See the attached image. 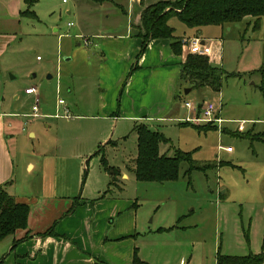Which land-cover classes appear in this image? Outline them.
Masks as SVG:
<instances>
[{
    "label": "rangeland",
    "instance_id": "1",
    "mask_svg": "<svg viewBox=\"0 0 264 264\" xmlns=\"http://www.w3.org/2000/svg\"><path fill=\"white\" fill-rule=\"evenodd\" d=\"M91 4L92 0H37L30 8L35 16H30L24 14L27 9L24 0H0V112L18 113L15 117H5V138L12 160L6 191L12 195L14 189L17 194H35L47 184H73L71 177L69 181L58 179L60 175L62 178L76 175L75 160L60 165L56 149L64 146L69 152L60 151V155L73 157L76 148L77 154L85 155L82 170L89 175V184L94 182L92 187H105L102 185L109 182L101 157L107 166L128 175L126 179L120 178L123 189L113 187L107 197L120 199L127 206L125 211L136 213L138 225L132 233L144 243L145 250L151 246L137 236L143 235V229L156 227L159 221L168 228L175 224L185 227L184 231L174 229L172 237H186L193 243L190 246L192 264H215L218 250L233 256L264 254V94L256 88L261 78L259 70L264 67V16L256 29L248 20L222 29L206 26L199 36L176 17L168 20L175 36L208 40L206 45L211 44L220 54L213 64L224 72L219 92L206 87L191 89L187 83L186 88L178 85V90L183 94V88L191 89L184 96L191 102L206 95L225 119L222 127L229 131L197 129L205 123L188 125L172 119L151 122L158 124L169 140L168 156L180 150L191 152L199 166L213 164L204 171L194 169L186 174L187 165L180 163L178 180L156 183L137 181L127 170L137 154L135 126L139 122L126 118L124 91L130 81L134 84L131 95L134 103H149L160 93L159 81L167 79L169 73H152L146 67L130 73L135 56L117 90L100 88L98 49L82 44L77 47V41L82 43L81 38L86 36L76 33L85 27L90 34H113L126 28L127 19L113 5L93 8L95 4ZM215 40H220L222 46H214ZM186 53L187 50L184 56ZM66 57L70 60L66 61ZM31 86L39 96L38 117L31 116L33 97L25 95ZM103 92H106V104H115L108 112L112 121L102 119L96 111ZM160 94L166 109L165 90ZM58 99H64L65 106L69 107V119H54ZM81 103L85 109L79 112L75 104ZM23 113L29 114L21 116ZM78 115L83 118L76 119ZM106 135V141L99 145L98 141ZM29 162L35 165L33 170H29ZM60 191L67 195L79 194L74 189ZM87 191L90 192V187ZM221 191L225 192L223 198L219 195ZM9 240L10 237L0 242V259ZM163 245L156 246L157 259ZM161 252L158 264H179L181 257Z\"/></svg>",
    "mask_w": 264,
    "mask_h": 264
},
{
    "label": "crops",
    "instance_id": "2",
    "mask_svg": "<svg viewBox=\"0 0 264 264\" xmlns=\"http://www.w3.org/2000/svg\"><path fill=\"white\" fill-rule=\"evenodd\" d=\"M159 1L165 0H127L125 3H120V1L117 0H92L91 5L95 4L92 6L93 8H103L105 5H113L117 9H121L120 12L127 19L126 28L123 31H118L113 34H90L88 30H85V27H80V32L76 33L89 38L90 44L86 47L95 46L98 49L97 53H99L100 57L98 70L101 74V78L98 79V86L100 88L103 86L105 91L111 90L112 92L119 88L125 71L128 69L130 62L138 54L141 47L142 41L137 36L141 12L145 7ZM123 4H125L126 7H124ZM106 17L108 16L106 15ZM203 28L205 27L196 31L190 30L196 34L195 36H199ZM219 28L222 29L221 27ZM90 36L96 37L91 38ZM95 39L96 43L94 42ZM207 41L204 42L206 43ZM215 41L214 46H222L220 40ZM81 44L84 46L83 42L80 43L78 40L76 45L79 47ZM147 47V53L142 55L139 59L141 66L139 67L138 65V69L146 67L149 68L152 73H160L162 71H167L169 73L167 79H163L158 83L159 92L161 93L162 90H165L166 96L168 97L167 108L165 109L162 106L160 93L158 95L156 94L149 103L135 104L131 97L134 84L129 81L124 91V94L126 93L125 109L128 111V116L126 118L129 120H136L139 123L147 125L152 130L162 133L161 127L151 122L172 119L182 124L185 122L183 121L184 118L193 115V113L187 111L183 105L186 101L184 96L189 94L190 91L187 94H184V92L182 94L181 91L178 90L180 64L184 60V55L183 57L174 55L170 48V41L167 39H153L148 43ZM37 58L38 56L36 59ZM65 60H70V58L66 57ZM133 64H131L130 68ZM210 64L213 65L214 63ZM115 67H118V73H115ZM138 69L136 68L135 70ZM136 74L137 73L132 76ZM110 77H113V80H109ZM48 78H51V76ZM111 84L114 86L112 87ZM108 86V89L105 88ZM182 86L186 88L184 84H182ZM32 87L34 86L30 88ZM184 88L183 90H185ZM105 94L106 92H103V95H101L100 103L96 105V111L97 114H100L99 117L102 119L112 121V116H110L108 112L115 107V104H106ZM25 95L33 97V95L29 93V89ZM207 99L209 98L205 95V97L199 101H195V103L200 105V103ZM65 105L64 101L62 108L61 106L57 108H59L60 111H63L64 107L68 109L69 107ZM135 105L139 106V108ZM84 107V103L75 104V108L79 112L83 111L85 109ZM181 108L185 111L181 112ZM144 111L146 114H143ZM27 114L29 113H23L21 116ZM17 115L18 113L6 114L0 112V185L5 181H9L12 174L10 170L12 160L8 152L7 139L5 138V132H7L5 117H15ZM216 115L218 118L222 119V122L220 124L210 123V125L224 132L229 131L222 127V123L225 119L221 118L219 109ZM60 118L61 117L54 116V119ZM82 118V115L76 117L78 120ZM114 118H116V116ZM239 122L244 123V121ZM204 125H207V123ZM7 126H10V124L8 123ZM107 137L108 135L104 136L98 141V144L102 145ZM167 145L168 144L160 145L161 154L167 155L169 147H167ZM74 150L75 152L71 155L73 157H65L61 156L59 152H69L67 148L61 146L56 149L58 155L57 160L60 162V165H65L69 163L68 161L75 160L74 162L77 165L76 175H66L64 178L60 175L58 179L59 181H69V177H71V179L74 180L73 184L68 185V183L58 182L55 184H47L45 188L39 189L35 194H17L14 189L13 196L16 201L26 203L30 207L27 227L26 229L17 230L14 236L10 237L9 242L4 248L5 255L0 259V264H132L135 248H137V254L142 264H158V260H161V250L171 254V256L181 257L179 264H184L186 263L185 261H187V264H192L190 246H193V243L189 242V239L186 237L179 239H174V237H172L174 229L178 230L180 228L183 229V231L185 229V227L177 224L169 227L171 228L170 230L160 231V229H168V227L160 225L161 223L158 221L156 227L143 229V235H138L137 237H140L141 241L151 246L148 251L145 250L143 248L145 246L144 243H140V241L135 239L133 236L134 233H132L136 230L138 225L136 213H132V211L129 210L125 211L127 206L122 204L120 199L107 197L108 192L104 193L105 190H107L104 188H108V183L102 185L105 187H92V183L94 182L89 184L90 177L87 172L85 173L82 170L85 167V157H83L85 155L82 156L77 154L79 151L76 148ZM27 166H29V170H33L35 167V165L30 162L27 163ZM132 168L133 163L131 166L129 165L127 170L131 171L133 174ZM120 178L126 179L128 175L120 173L116 188L122 190V181H120ZM11 186L13 187V185ZM11 186H9L10 189ZM89 187L90 192L87 191ZM65 188L68 190L74 189V192L79 194L77 196L72 194L67 195L63 193V191H60ZM111 188H113V186L109 187V191ZM220 194H225V192L221 191L219 195ZM73 204L75 205L74 210L67 214L68 209ZM50 227H53V235H39ZM163 237H168V240H164ZM147 238L150 239L148 242H146ZM158 239L163 240L159 241ZM158 244L164 245L157 259L156 255L158 249L156 246Z\"/></svg>",
    "mask_w": 264,
    "mask_h": 264
},
{
    "label": "trees",
    "instance_id": "3",
    "mask_svg": "<svg viewBox=\"0 0 264 264\" xmlns=\"http://www.w3.org/2000/svg\"><path fill=\"white\" fill-rule=\"evenodd\" d=\"M36 2L37 0H24L27 7L24 14L35 16L30 8ZM166 8H168L167 11ZM263 16L264 0H165L156 2L145 7L141 12L137 36L142 42L136 55V62L130 68V73L138 68L137 62L148 43L153 39L169 40L172 53L176 56L184 55L181 44L182 37L175 36L174 28L168 24V20L172 17H176L187 29L196 31L206 26L226 28L231 24L248 20L252 21L253 28L256 29ZM259 73L261 78L256 88L264 94V67L259 70ZM223 74L224 72L219 67L209 63L206 56L186 53L180 64L178 85L187 83L192 89L208 87L213 92H219ZM184 124L190 125L189 122H184ZM196 128L206 130L215 129V126L211 127L207 124ZM135 131L137 154L132 172L137 181L156 183L176 181L179 178L180 163L187 165L186 174H190L194 169L204 171L213 166V164L199 166L193 160L191 152L177 150L173 156L161 154L160 145L168 144L169 140L161 132L152 130L143 123L136 125ZM100 162L110 178L108 188L104 192L106 193L109 191V187H116L120 171L115 167L107 166L104 157H101ZM9 183L10 181H6L0 185V242L8 237H13L17 230L26 229L30 210L28 204L16 201L15 197L6 191L5 185L7 186ZM223 196L224 194H220V198ZM74 206L73 204L68 209L67 214L74 210ZM170 229H160V231ZM53 234V227H50L39 235ZM263 260V252L233 256L221 254L218 250L215 256V264H261ZM132 264H142L137 254V248L134 249Z\"/></svg>",
    "mask_w": 264,
    "mask_h": 264
},
{
    "label": "built area",
    "instance_id": "4",
    "mask_svg": "<svg viewBox=\"0 0 264 264\" xmlns=\"http://www.w3.org/2000/svg\"><path fill=\"white\" fill-rule=\"evenodd\" d=\"M82 42L84 46H88L90 44L89 38L82 37ZM181 44L183 47V50H187L188 53L193 55H199V56H206L209 60V63H214L218 61L220 58V54L216 51H214V48L211 44L206 45V43L199 38H193L189 39L186 37H182ZM219 49V48H217ZM39 60V57L37 58ZM29 93L33 95L34 103L31 107L32 115L34 117L38 116L39 111V96L38 92L35 87H32L29 89ZM64 105L63 99H58L57 101V107ZM184 106L187 109V111L193 113L192 116H187L183 119L185 122H194V123H218L220 124L222 122V119L218 118L216 113L217 109L215 105L212 103L211 100L207 99L203 101L202 104L198 105L195 102L191 101H185ZM55 117H64L69 118V111L67 108H63V111L60 112V109L58 108L57 113L54 115Z\"/></svg>",
    "mask_w": 264,
    "mask_h": 264
},
{
    "label": "water",
    "instance_id": "5",
    "mask_svg": "<svg viewBox=\"0 0 264 264\" xmlns=\"http://www.w3.org/2000/svg\"><path fill=\"white\" fill-rule=\"evenodd\" d=\"M48 77H50V76H48ZM189 91H190V89H185L184 94H187Z\"/></svg>",
    "mask_w": 264,
    "mask_h": 264
}]
</instances>
